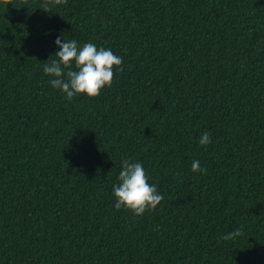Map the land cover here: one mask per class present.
Segmentation results:
<instances>
[{
	"label": "trees",
	"instance_id": "obj_1",
	"mask_svg": "<svg viewBox=\"0 0 264 264\" xmlns=\"http://www.w3.org/2000/svg\"><path fill=\"white\" fill-rule=\"evenodd\" d=\"M44 2L0 0V264H264V0ZM57 37L123 71L68 101ZM122 159L155 210L115 209Z\"/></svg>",
	"mask_w": 264,
	"mask_h": 264
},
{
	"label": "clouds",
	"instance_id": "obj_2",
	"mask_svg": "<svg viewBox=\"0 0 264 264\" xmlns=\"http://www.w3.org/2000/svg\"><path fill=\"white\" fill-rule=\"evenodd\" d=\"M67 4V0H45L41 9L49 12L51 5ZM59 50L55 52L56 59L47 60L43 72L51 77L49 84L65 94L71 101L79 94L89 97L99 96L105 87H111L114 69L123 71V58L113 53L110 48L97 47L94 43H85L81 47L76 40H55ZM211 133L203 132L199 143L207 146L211 143ZM122 169L118 175V183L113 185L116 198L115 209L126 208L135 216H142L146 211L155 210L164 199L155 184L148 182V175L139 161L121 160ZM193 172L206 173L199 160L191 164ZM243 234L241 228L225 234L224 240H236Z\"/></svg>",
	"mask_w": 264,
	"mask_h": 264
}]
</instances>
